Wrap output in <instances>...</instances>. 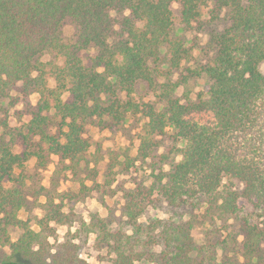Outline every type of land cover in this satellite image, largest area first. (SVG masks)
I'll use <instances>...</instances> for the list:
<instances>
[{
	"label": "trees",
	"instance_id": "obj_1",
	"mask_svg": "<svg viewBox=\"0 0 264 264\" xmlns=\"http://www.w3.org/2000/svg\"><path fill=\"white\" fill-rule=\"evenodd\" d=\"M211 3L227 25L210 35L208 60L172 81L190 58L173 36L175 17L189 27ZM194 81L202 84L195 100L181 102L173 91ZM140 87L158 91L160 107L135 102ZM19 103L28 119L11 128L9 107ZM203 111L210 122L192 120ZM128 114L144 120L141 161L158 147L155 137L168 134L174 149L156 157L168 170L154 175L146 200L126 195L120 226L98 215L81 221L111 264H214L217 246L244 260L263 252L264 0H0V243L10 250L0 264H86L78 245L48 242L50 223L74 220L73 199L62 212L61 198H47L37 232L18 218L25 167L35 159L43 169L56 156L77 174L90 148L87 125L114 133ZM156 202L167 219L139 223ZM195 212L212 226L200 246L190 235ZM9 228L21 231L15 241Z\"/></svg>",
	"mask_w": 264,
	"mask_h": 264
},
{
	"label": "rangeland",
	"instance_id": "obj_2",
	"mask_svg": "<svg viewBox=\"0 0 264 264\" xmlns=\"http://www.w3.org/2000/svg\"><path fill=\"white\" fill-rule=\"evenodd\" d=\"M172 9L176 10L177 6L173 5ZM226 25L224 11L216 10L212 3L202 10L200 17L189 27L181 25L175 17L173 36L189 50L190 58L183 62L170 79L172 81L182 79L187 75V69H195L203 65L210 57L208 51L210 35L220 33ZM70 28L69 25L63 27L64 35L71 34L72 28ZM163 54L164 51L161 52V55ZM160 79V82H163L165 78ZM51 85H53L52 81ZM201 87V83L194 81L185 86L176 87L173 92L177 98L181 99V102H185L186 99L194 101ZM157 94L158 91L153 92L140 87L132 94V99L138 103H151L160 107ZM37 99V95H31L28 102L31 106H35ZM4 104L7 103L4 102ZM22 109L21 103L9 107L8 121L11 128L20 127L27 121L28 116L20 112ZM20 113L21 118L18 115ZM191 118L198 123H207L212 120L209 111L193 113ZM143 123L144 120L140 115L128 114L114 133L102 126L87 125L84 137L88 139L90 148L85 160L79 165L77 174L68 170V162L63 163L56 156H50L49 162L43 169L36 168L35 159L30 160L25 167V172L30 177L25 191L26 204L19 212L18 218L27 222L30 228L37 232L39 231L37 223L43 218V205L47 198H54L55 204H60L61 198L62 212H66L70 199H73L74 220L67 225L50 223L49 226L54 228L55 235L49 238L48 242L52 245L56 239L57 242L70 241L78 245V256L86 264H111L109 253L104 249H97L93 236L88 235L81 227V221L87 223L91 216L98 215L107 219L110 226L116 229L120 226L119 220L122 218V207L126 201V195L129 192H135L138 196L142 194L140 197L146 200L149 189L154 188V175L159 171L168 170V166L161 165L156 158L162 153L172 154L174 148L168 134L165 137H155L158 147L154 149L152 156L144 161L137 157L138 135ZM113 166L115 168L112 173H109ZM199 214L195 212L194 216L198 220L192 221L193 226L190 228V235L197 246L205 243L206 235L212 229V226L202 220ZM167 217L162 208V202H156L145 208L139 223L149 225L154 220H165ZM188 218L189 215L186 214L183 220L187 221ZM260 225L264 230V223ZM123 230L130 233L128 229ZM7 233L10 240L15 241L21 231L17 228H9ZM224 235L223 233L218 239L222 240ZM154 249L156 252L159 251L157 247ZM216 249L217 257L214 264H264V250L244 260L235 256L232 251L224 250L223 247L217 246ZM8 258H10V250L0 243V263ZM144 264L149 263L144 262Z\"/></svg>",
	"mask_w": 264,
	"mask_h": 264
}]
</instances>
